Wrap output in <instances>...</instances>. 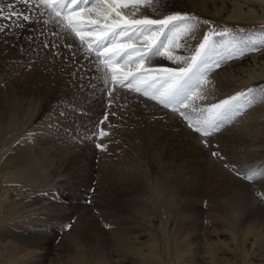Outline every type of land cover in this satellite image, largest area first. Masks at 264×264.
<instances>
[{
  "label": "bare ground",
  "instance_id": "6f19581e",
  "mask_svg": "<svg viewBox=\"0 0 264 264\" xmlns=\"http://www.w3.org/2000/svg\"><path fill=\"white\" fill-rule=\"evenodd\" d=\"M165 5L168 11L193 13L218 27L235 22L261 24L246 30L251 33L264 26V0H171ZM68 53L63 71L47 61L38 74L15 86H22L23 90L13 89L11 73L3 76L0 264H264V202L257 196L264 193V180L250 183L235 174L244 173L251 165H264V99L218 132V140L229 142L231 148L223 150V158H213L210 148H202L199 135H195L190 146L178 149L176 146L185 143L179 145L168 133L167 125L160 122V114L166 110L154 101L138 93L121 96L115 102L120 103V112L128 111L124 113L128 117L117 120L110 116L100 125L110 131L109 137L98 142L107 144L108 150L100 151L94 142L81 138L98 131L94 119L99 120L101 115L91 117L89 112L64 110L63 106L51 111L47 99L48 95L56 96L57 87L70 78L63 75L64 70L68 67L71 71L82 59L77 56L73 63L66 59L71 55ZM164 63L172 66L171 62ZM210 78L214 81V101L248 87L257 89L258 95L264 89V50L227 62L215 69ZM127 150H131L130 156L126 155ZM41 161L49 167L42 164L45 174L38 181ZM94 161L111 173L107 182L117 195L118 209L128 212L126 216L122 212L124 215L110 227L77 221L73 233L62 238L73 247L67 253L70 244H65L69 247H65V258L60 252L62 242L57 252L44 247L54 242L56 234L42 227L45 222L39 227V215L43 217V211L52 210L55 192L70 194L64 191V183L73 178L78 181L86 170L82 167L92 166ZM168 164H174V169L164 171V178L163 172L158 171L160 179H151V168L160 170ZM232 165L236 166L235 171L231 170ZM36 180L45 183L40 186ZM197 188L205 194L206 202L197 198V192L192 194ZM88 193L89 187L74 195L84 200ZM202 207L206 208L203 211L207 220L197 223Z\"/></svg>",
  "mask_w": 264,
  "mask_h": 264
},
{
  "label": "snow or ice",
  "instance_id": "6c2138e0",
  "mask_svg": "<svg viewBox=\"0 0 264 264\" xmlns=\"http://www.w3.org/2000/svg\"><path fill=\"white\" fill-rule=\"evenodd\" d=\"M20 2L28 8L38 6L40 16L46 17L40 21L41 27L36 29L35 35L25 37L32 53L48 51L59 58L55 50L60 45L45 39V29L51 24L57 31L50 35L67 41L63 46L71 55L66 59L75 63L77 56L86 58L91 62L90 67L101 74L107 103L104 117L97 126L108 121V108L116 99L138 93L163 109L177 113L199 134L204 147H209L208 137L264 99V89L257 95V89L248 87L214 101V81L210 78L215 69L227 62L264 50V26L259 32L251 33L218 27L193 13L168 11L161 0ZM5 7L8 9L6 18L15 17L20 27L33 19L17 11L12 3H0V17H5ZM77 40L79 44L73 51ZM111 115L115 116L116 112L112 111ZM109 136L108 131L100 128L81 139L92 140L97 150L107 151V144L95 141ZM211 156L223 158L217 151ZM235 169L232 165L231 170ZM235 174L250 183L264 180V165H251L244 173L236 171ZM94 191L90 188L88 194ZM257 196L264 202V193Z\"/></svg>",
  "mask_w": 264,
  "mask_h": 264
},
{
  "label": "rangeland",
  "instance_id": "374dc122",
  "mask_svg": "<svg viewBox=\"0 0 264 264\" xmlns=\"http://www.w3.org/2000/svg\"><path fill=\"white\" fill-rule=\"evenodd\" d=\"M14 2H15V0H13V1L12 0H1L0 1V3H2L4 5H7L8 3H12L17 11H23L25 14H28L31 17H33V19L31 21L27 22L24 27H20V26H18L17 20L15 17H12L11 19L6 18L8 15V9L6 7H5V17H0V29H2V31H0V88L2 89V85H3L2 81L6 77V74L9 72V73H11L10 77H13V80H11L12 81L11 84H12L13 89L14 90L17 89L18 91H20V90H23L22 86H19L17 88L15 87L16 85L19 84V81L21 80V81H23L22 83H24L25 80H27V81L30 80V78L33 77L34 74L35 75L38 74L39 69H41L42 66L44 67V64H47V61H50L54 67H60L59 70L63 71L62 69L65 67L64 63L67 62L64 58L67 55L68 50L66 48H64V46H63L65 43H67V41H62L59 38L53 37L50 35V33L52 31H57V29H55L53 25L49 24V25H47V28L45 29V39L51 40L57 44L60 43L59 45L61 48L59 47L55 50L59 54V58L52 56L50 54V52H48V51H44V52H41L39 54L32 53L29 50L30 46H29L28 42L25 40V37H27L29 35H35L36 29L38 27H41L40 21H42L43 19H46V17L40 16V11L38 10V6H33L30 8L31 10H29V8H27V9L21 8L23 6L22 3L17 5V3L16 2L14 3ZM161 2L163 4H165L166 2L170 3L171 0H161ZM214 21H216V20H214ZM21 23H23V22H21ZM217 25H218V23H217ZM260 25L261 24H258V23L238 24L237 22H235L232 24L225 23L222 26H226L230 29H243L246 31V30L251 29V28L252 29L256 28L257 26H260ZM75 43L76 44L73 46V51L75 50L76 45L79 44V41L77 40ZM59 49H60V51H59ZM64 53H66V54H64ZM68 54L70 55L71 53H68ZM81 58L82 59H80L79 62H76L75 67L74 66L72 67L71 71L69 70L68 67L64 70L63 75L66 77H70V78H67L66 82H64L63 84L61 83L62 85H59L57 87L58 92L56 93V96L48 95L47 99L50 101V106L52 105L51 111L52 110L54 111V109H56L59 106H61V107L63 106L64 110L70 109V110H78L80 112H85V113L89 112V116H91V117H93L95 114L101 115L100 116L101 118H99V120H98V118L94 119L97 123L98 121L103 119L105 111H106L107 101H106L105 92L103 90L104 86H103V84H101L102 83L101 80L99 82L97 79V78H100L101 74L97 73V71L93 67H90L91 62L88 59L83 58V57H81ZM29 63L32 64L31 68L28 67ZM60 64H63L64 66H60ZM76 70H79V71H76ZM68 71H70L69 74H68ZM67 74H68V76H67ZM84 74H87V76L84 78H80V76L82 77V76H84ZM3 76H5V77H3ZM22 83H20V85H22ZM27 85H29V84H27ZM69 86H70V88H69ZM35 92L37 94H39L37 92V90H35ZM36 93L34 94V97L37 96ZM96 100H98V101H96ZM118 103L119 102L116 101L113 103V105L110 108H108L109 118H110V116H112V115H110L112 111L116 112L115 117L117 118V120H119L120 117H122V116L128 117L127 114H124V113H128V111H126V112L121 111L120 112V108H119L120 103L119 104ZM76 106H77V108H76ZM113 106H115V107H113ZM98 109H101V110L98 111ZM165 110H166V112L160 114V116L162 117L160 119V122H162L163 124L165 123L164 125H167L166 129H168V133L173 134V139L175 140V142H176V140H178L177 143H179V145H182L183 143H185L181 147L180 146H176V147L179 149V148H183L186 145L190 146V144L192 143L191 140H194L196 137L195 135H199V134L194 133L193 130L188 127V123H185V121L178 118V116H175L177 113H173L170 109H165ZM172 113L175 115L172 116ZM163 115L165 117H163ZM168 116H170V118ZM129 118H130V116H129ZM167 118H168V120H167ZM162 119H163V121H161ZM117 120L115 121V123L117 122ZM96 123L94 124V126L96 125L95 129L97 128V130H99L100 128H102L100 125L97 126ZM113 125H114V123H113ZM225 126H229V125H225ZM224 127L221 130H223ZM171 128L173 129V131H170V130H172ZM181 130H182V132H181ZM185 130H186V132H185ZM183 131H184V133H183ZM187 131H189L190 133ZM184 134L185 135L187 134V135L185 136ZM217 134H218V132L216 133V135H213V136L207 138L209 145H210L207 149L210 148L212 150V151L210 150L211 153L213 151H217V149H218L217 152H219L222 156L223 150L227 151L228 149L231 148V146H230L229 142L223 141L222 139L218 140ZM174 135H175V137H174ZM183 136H185V137H183ZM186 138H188V140ZM104 139H105L104 137H101V138L97 139L96 142L97 143L100 141L102 142V141H104ZM216 140H217V142H216ZM164 141L171 142L170 139L169 140L165 139ZM224 142H225V144H224ZM200 144L203 146L202 148H205L202 143H200ZM219 145L222 147H220ZM211 146L213 148H211ZM205 149L203 150L204 154L207 152ZM128 152L131 153V150L130 151L127 150V152H126V155L130 156L131 154H129ZM161 156H163V155H161ZM186 157L187 156H185V158ZM42 164L43 165L45 164L44 166L47 165L44 162L38 163L39 168L42 167V169H41L42 171L40 170V172H41L40 176L41 177L38 178V181H41L40 179H42L44 177V174H45L44 173L45 171H43ZM166 166L167 165L161 166V169H163V170H161V169L156 170L155 168H151V170H152V173H150V177L152 176L151 179H153V180H155V178L157 180L160 179L159 175H161V173H159L158 171L163 172V175H161V176L164 178L165 174L168 171H170V169H174V164H172V165L168 164V166L167 167ZM99 167H100V165L98 166L97 162H95V161L93 162L92 166L91 165L90 166L84 165L82 168H84L86 170H84L85 171L84 174L81 173L82 176L80 175L78 181H77V178H73V179H71V182L69 180L68 183L67 182L64 183V186H63L64 191L67 190L66 192H69L70 194H64V193L59 194L58 191L55 192V194H54V196L56 197V198L54 197V199H55L54 204L55 205L53 206L52 210H50L48 212L45 211L46 213L43 211L42 212L43 217H41V215H39V218H40L39 221L41 222V224L38 223L39 227L41 225H43L45 222L46 225L44 224L42 227H47L52 231V233L56 234V235H53L54 242H52L51 244L46 245V246L44 245V247H47L48 250L50 249L51 252H53L54 249H55L54 252H57L58 250H60L62 247L59 248L58 245L62 242L61 245L63 246L64 249L62 248V250H60V252L62 251L61 254L64 255L65 258H67L66 251L68 253V251H70V249H71V252H72L73 247L71 246L72 244H70V242L65 241L66 242L65 243L64 241H62L63 240L62 238L65 237L63 235H65L66 233L67 234L73 233L72 229L76 228V223H78L79 220L84 221L85 224H87L88 226L106 227V225L114 226L116 223L115 220L119 219V216L121 214L122 215L125 214L124 216L127 215L128 210L118 209L119 206H117V201L115 199V198H117L116 197L117 195H114L115 193H114V190H112V186H110V183L107 182L111 178V176H110L111 173L108 172L109 173L108 174L107 172L102 170L101 167L100 168ZM96 169H97V171H96ZM98 169H100L101 171L100 170L98 171ZM49 170H50V168H49ZM90 170L91 171L93 170V171L91 172ZM97 173H99V174H97ZM87 174L90 176H88ZM156 174L158 176H156ZM103 180L105 181L104 183H103ZM38 181L36 180V183ZM44 183L45 182H41V183L38 182V184H40V186L44 185ZM35 187H37V185ZM87 187H89V189L94 188L95 191L91 195L86 194L84 200L80 199L79 197L74 195V194L79 193L80 191H83ZM195 193L197 195V198H200L203 200V202H206V201H204L206 198L205 194L202 193L201 189L197 188V190L192 192V194H195ZM90 200H91V203H88L87 201H90ZM92 200H93V202H92ZM202 208H203L202 211L206 210L205 207H202ZM204 211L202 213H200V218L197 221V223H203L207 220V217H205L206 212H204ZM122 212H125V213L123 214ZM42 218H44V219H42ZM49 218H50V220H49ZM81 218H82V220H81ZM66 225H71V227L70 228L65 227ZM187 225H190V223H187ZM65 244H67V246H69L68 244H70V246H69L70 248L65 246ZM65 247L69 248V250L65 251V249H67Z\"/></svg>",
  "mask_w": 264,
  "mask_h": 264
}]
</instances>
